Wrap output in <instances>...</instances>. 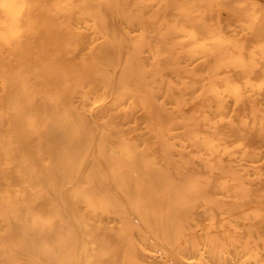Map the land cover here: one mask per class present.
<instances>
[{
    "label": "rangeland",
    "instance_id": "374dc122",
    "mask_svg": "<svg viewBox=\"0 0 264 264\" xmlns=\"http://www.w3.org/2000/svg\"><path fill=\"white\" fill-rule=\"evenodd\" d=\"M11 1L12 18L42 8L17 27L42 49L20 87L38 90L0 103V131L9 128L6 106L27 115L31 108L19 105L32 104L42 127L47 118L54 134L73 127L79 136H52L70 162L55 180L63 194L49 190L56 159L22 147L38 130L35 119L19 121V136H0V243L12 240L9 214L35 233L60 212L119 247L123 262L264 264V235L253 231L264 212V0ZM10 15L0 5V35ZM57 43L67 57L55 71L66 81L47 86L39 71ZM104 47L113 52L99 56ZM28 152L29 168L12 166ZM33 170L45 178L27 181ZM43 192L41 207L32 194ZM105 251L95 252L105 259Z\"/></svg>",
    "mask_w": 264,
    "mask_h": 264
},
{
    "label": "bare ground",
    "instance_id": "6f19581e",
    "mask_svg": "<svg viewBox=\"0 0 264 264\" xmlns=\"http://www.w3.org/2000/svg\"><path fill=\"white\" fill-rule=\"evenodd\" d=\"M0 5H5L7 13L11 14L9 18L3 20L6 25L8 24V30L5 29L4 33H1V35L4 37L2 41L6 44V47L1 52L3 56H0L2 60L0 62V77L2 79L0 103L3 105V102L7 98H11L12 102L15 100L23 102L27 98H32L34 96V90H38L31 88L30 90L25 91L20 87H22L25 80V74L23 70H32L33 62H30V58L37 49H39L40 52L42 46H37L33 43H30L27 39V35H29V32L24 29L22 30L21 34H19L17 31V27H19L23 23L28 24L34 17H37V15L41 14L43 10L39 5H35L29 10H24V12L20 9V14L22 16H19L18 18H12V16L16 14L14 13L16 9L13 6V2L11 0H0ZM6 25L3 26V28H6ZM36 27L38 29H42L41 26ZM53 45L57 48L58 52L53 49L52 53H50L47 58V62L50 63L51 68L49 65H47L46 68H43L39 71V74H42L43 80H45L43 84L46 83L45 85L47 86L61 84L66 81L64 79H61L63 77L61 73L55 71V68L61 66L59 62L63 58L67 57L65 55H62V52L65 50V48L58 43ZM112 52V48L104 47V49L100 53H98V55H109ZM75 56L73 57V59L75 58ZM17 69L20 70L16 71ZM31 74V79L34 80L35 74H37V72L32 71ZM139 83V78H137L133 82L134 85ZM110 89L111 88L109 87V90ZM57 96L60 95L58 94ZM40 97L46 99L48 96L40 95ZM19 106H21V110L22 108H31V113L24 115L23 111H20L17 108L16 111H14L15 109L13 106H6L9 128L3 133L0 131V136H19L16 131L19 121L27 118L28 120L35 119L38 130H35L33 134L30 132L29 136L32 137V140L23 141L22 147L24 148L28 144L29 146L35 144L37 149L39 148V150H42L44 153L56 159L55 167L53 166L51 168L53 173L51 172L49 176L50 178L52 175L51 179L53 180V184L49 186V190H51L52 192L63 194L61 186L56 184L55 180L56 178L61 177L63 174H65L64 169L70 164V162H67L63 159V156L67 149L59 150L57 148V150H55L51 147L53 140L52 136H73V133H75V136H79V131H77V129H74L73 127H67L65 129H62L60 133L54 134L50 129V126L53 124V122L48 121L47 118L45 120L44 127H42L44 118L40 116V109L38 106H35L34 108L32 107V104H30L28 107H24L23 104H20ZM53 117L57 120L58 123L59 121H61L60 116H56V113H54ZM13 140L15 141L16 139L14 138ZM13 151L17 152L18 148L9 147V152L13 153ZM32 155V152L26 153L23 164L13 161L12 166L18 167L20 165H23L24 167L29 168L31 166L30 163L32 162ZM45 175L33 170L31 172H27L23 177L27 178V181L33 179L32 183H37L40 180L44 179ZM94 187L98 189V185L95 182ZM32 195L35 196L37 202H40L39 205L41 206V201L46 199V197L48 196V192L46 194L43 192L40 195L33 193ZM68 197L70 199H73V201L75 202L73 195H69ZM44 213L42 211L41 214ZM48 214L49 213H46V215ZM57 214L58 217L55 218L53 224H51V227L46 230L44 229L43 231H37L35 233H31L29 229L24 230L25 226L28 224L25 223L24 217H22L20 214H9L6 217L7 219L5 220L8 223V237L12 238V240L9 241V244L0 243V264H92L93 262H96V264H101L103 262L109 264L136 263L135 261H131V256H128L126 259L127 261L123 262V251L120 252L121 250L119 247L109 248V244H104V237L102 238L99 235H86L89 233L90 229L86 228L87 226L82 219L71 220L65 218L60 212H58ZM261 217L262 224L260 223V228H256L258 227V225L253 224V228L255 229L253 231L254 233L258 234V236L264 235V232L257 233L258 231L264 229V212L262 213ZM16 221L20 222L15 223ZM28 227H34V224L31 223L30 225H28ZM67 230H73V232H76V234L73 233V237L66 236V234L63 233ZM228 237L221 236L220 238H227L228 240L237 241L236 237ZM220 238L215 237V240H221ZM92 240L96 241L97 244L95 246L92 244ZM83 241H85V243ZM82 242L84 243L83 246L81 244ZM229 243L227 244L229 245ZM104 249L107 250L105 251L107 253L105 254V259L102 253L100 254L98 252H95ZM109 249L115 250L114 253H111L113 250ZM121 249L123 248L121 247Z\"/></svg>",
    "mask_w": 264,
    "mask_h": 264
}]
</instances>
